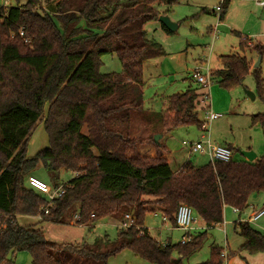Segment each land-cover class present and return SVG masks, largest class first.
Wrapping results in <instances>:
<instances>
[{"label": "trees", "instance_id": "trees-1", "mask_svg": "<svg viewBox=\"0 0 264 264\" xmlns=\"http://www.w3.org/2000/svg\"><path fill=\"white\" fill-rule=\"evenodd\" d=\"M13 1V6L0 7V264H12L13 255L24 251L33 264L74 263L65 250L85 258L77 264H108L124 250L151 264H185L184 259L202 248L208 232L194 234L186 243L163 245L145 228L149 205L162 207L177 226L178 208L187 204L209 229L224 222L225 206L243 211L251 196L264 193V154L253 162L232 159L201 167L187 162L174 173L154 135L141 142L155 143L156 157L128 152L139 141L133 113L144 110V63L166 55L162 44L148 38L145 26L167 15L154 4L173 6L179 0H58L48 3L44 13L37 10L43 0ZM230 4L223 5L221 21ZM237 34L243 54L220 56L221 69L213 73L228 91L243 86L253 68L246 56L251 39ZM255 50L263 59L264 46ZM107 55L118 57L121 72H101ZM252 73L256 94L264 101L262 70ZM198 99L193 89L174 94L169 107L151 117L158 116L163 133L201 128ZM43 121L49 146L30 157L29 141ZM252 123L260 124L264 133V113L253 115ZM41 164L55 188L61 171L78 173L64 184L65 193L54 199L48 214V200L26 184ZM77 211L78 224L93 226L121 212H133L134 221L115 240L62 247L50 243L42 229L17 220L18 215H39L70 224ZM236 230L244 239L243 250L264 253L263 232L248 221L237 222ZM175 253L181 257L174 258ZM225 261V249L213 246L210 258L199 264Z\"/></svg>", "mask_w": 264, "mask_h": 264}, {"label": "rangeland", "instance_id": "rangeland-1", "mask_svg": "<svg viewBox=\"0 0 264 264\" xmlns=\"http://www.w3.org/2000/svg\"><path fill=\"white\" fill-rule=\"evenodd\" d=\"M22 1L24 2V0ZM56 1L58 0H49L48 2L43 0L42 5L37 8V10L43 13L47 12L49 11L48 3H54ZM217 3L218 0H179L177 3H174L173 6L169 5L168 2H164L161 6H158V10L162 14L166 12L173 22L178 23L179 29L171 33L165 32L160 21H153L146 25V29L149 33L148 38L162 44L167 55L150 59L151 61L145 66L144 76L147 85L144 90L145 105L148 108L153 106L156 111H161L163 108L161 94L168 95L180 90L184 92L189 87L194 86V82L190 75L196 61L202 59L207 60L205 63L214 68L219 65V58L222 55L243 54L239 46L241 38L237 33L244 36H250L254 43H250V47L246 51V56L253 62V68L251 73L246 77L243 86L234 91H228L221 88L218 80L215 79L211 87L212 93L210 92V102L211 104L214 102L215 105L217 102L219 107L213 109L211 106L210 111H213L216 114L220 113L222 118L208 125V135L212 140L218 143L235 142L238 145L251 143L255 152H262L264 149L263 136L261 133L258 134L257 137L251 135L252 129L249 124V115L254 113H264V101L258 95H256V99H251L247 95V91L256 93V82L252 72L256 69L254 65L258 61L260 55L254 47L257 45L264 46V8L251 1L232 0L226 14V19L224 20V26L219 28L220 33L215 38L214 34L207 35L205 32L209 25H215L218 22V18L211 14V10L217 5ZM13 5H15L13 0H0V7H10ZM204 8L207 10L209 9V12L204 13ZM262 18L263 22H261ZM103 61L105 63L103 62L104 65L101 68V72L112 73L122 71L121 62L116 55H107L103 57ZM259 68H261L264 77V57ZM48 107L49 104H47L45 108V117L48 113ZM221 107L223 108L219 109ZM140 112L137 111L133 113L135 133L137 127L139 128V126H142L143 128L141 133H138L137 136L136 134L134 135L137 140H142L147 134H149L148 131H145V125L143 124L144 121ZM199 112L200 117L203 116L204 119L205 115H203L202 110ZM150 118L155 125L158 124L156 119L158 116ZM192 129L194 130L190 132L189 136L186 132H180V135H175L174 140L182 143L183 138L195 139L196 135H194V133L196 128ZM84 132H87L86 129H84ZM48 146L49 138L45 131L43 121L36 126L32 133L28 144V155L32 157ZM240 147H242V145H239V148ZM241 151L234 153V160H246L245 156L241 154ZM31 174L40 180L53 185L51 182V175L42 164L32 171ZM71 177V173L67 171L61 176L60 182L68 183ZM147 199L154 200L155 198ZM157 206L159 205H149V207ZM121 213H124L123 218L127 221L123 226L126 224L129 226L132 225L134 214L132 215V212ZM149 213H147L145 224L152 229L151 233L155 237L160 240V238L170 236L173 242L180 240L182 232L178 230L168 232L167 227L169 225L164 223V218L161 215ZM72 214L71 218L69 217L70 224H55L45 219L39 220L41 219L38 217L39 215L37 216L39 219L20 218L18 223L42 229L50 243H55L62 247L68 243H91L94 242L97 237L102 241L104 240L103 237L106 235H108L111 240L117 238L118 229L112 225L109 217L102 220V224L104 223L102 226L96 228L94 231H89L88 229L80 228L78 225H71V221L73 222L76 220L77 212ZM227 218L232 222H235L238 217L236 214L232 213ZM198 221L197 218V223ZM261 224L264 225V219L261 221ZM129 226H125L124 228ZM234 227V223L229 226V237L230 242L232 243L235 240L238 241L240 238L239 233ZM225 237V233L221 232L220 229H209V234L204 241L202 250H199L197 253L195 251L192 254V257L185 260L184 263L198 264L205 262L210 258L211 245L215 242V244L222 247L226 240ZM109 247L111 246L109 245L108 248ZM105 248H107V246H105ZM207 251L208 253H206ZM65 252L67 253H63L64 255L70 254V256L76 258L72 259L75 260V262L72 263L71 261V264H77L83 261L80 260V256L77 253L67 250H65ZM242 254L244 256H246V254L249 256L246 250L243 251ZM87 261L92 263L91 260ZM12 264H33V258L29 252H18L13 255ZM108 264L151 263L137 257L130 250H124L118 255L111 257Z\"/></svg>", "mask_w": 264, "mask_h": 264}, {"label": "crops", "instance_id": "crops-1", "mask_svg": "<svg viewBox=\"0 0 264 264\" xmlns=\"http://www.w3.org/2000/svg\"><path fill=\"white\" fill-rule=\"evenodd\" d=\"M231 3H232V0H231ZM158 6H161V5L154 4V7L156 9H158ZM263 11H264V9H263ZM207 12H209V9L207 10ZM211 14L215 17V14L212 13V10H211ZM263 14H264V12H263ZM225 19H226V16H225ZM261 22H263V18L261 19ZM162 26L164 28L163 30L165 32H167L165 30L166 27L163 24H162ZM215 26H216V24L215 25H212V24L209 25L208 28L206 29L205 33L207 35H213ZM221 26H224V21L221 22V24L218 26V30H219V28ZM145 29H146V26H145ZM178 29H179V25H178ZM147 33H148V30H147ZM148 35H149V33H148ZM248 37L250 38V36H248ZM251 43H254L252 41V39H251ZM166 55H167V52H166ZM149 61H151V60L145 61L144 70H145L146 64ZM198 61H200V60H198ZM198 61H196V63ZM218 64L219 65H217L214 68L210 67L213 73L215 71H218L219 69H221L220 61L218 62ZM215 79L217 80V78H215ZM146 86H147L146 85V79H145V76H144V90H145ZM211 87L206 88L204 86H199V85L194 83V86L189 87L187 89V90L193 89L199 94V99H198V104H197V112L199 113V118L201 119V121H203L205 119V117H204V119H203V116L200 117V112L199 111L202 110L203 115H205V110H207V109L210 110L211 106H212L213 109H217L219 107L217 102H216V105L214 104V102H213V104H211V102H210V98H211L210 92L212 90ZM238 88H240V87H238ZM238 88H235L234 90H236ZM234 90H231V91H234ZM184 92L180 90L178 92L176 91V92L168 94V95L161 94L160 96H161V99H162V106H163L161 111H156L153 106H151V108H148L144 104V110L140 112V114H142V119L144 121L143 124L145 125V131L149 132V134H147L144 139H148V138L152 137V135H154V141H155V136L156 135H159V134L162 135V137L159 139V143H161V145H163L165 147V150L162 151L163 152L162 156L165 157L169 161L171 170L174 173L179 172L187 162H191L195 167H201V166H204V165L212 162L211 158H210V156L208 154L199 153V152H193L191 149L187 148L183 144V142L185 140L196 141V140H199L202 137L203 131L199 127H197V126L180 127V128L172 130L171 132L163 133L162 127L158 126V124L155 125L153 120H151V118H150L152 116V113L163 112L169 107V100H170L171 96H173L174 94H177V93L181 94V93H184ZM205 94L209 95V99L208 100H205ZM255 95H257V94L255 93ZM256 97L257 96H255V99H256ZM223 107H221L219 109H222ZM255 114H259V113H254V114H250L249 115V118H250V123L249 124H250V128L252 129L251 135L254 136V137H257V135L261 133L262 136H263L262 137L263 141H264V133H263V129H262L261 125L260 124L254 125L252 123V116L255 115ZM218 115H219V117L214 119L211 123H213L214 121L219 120L220 118H222V115L220 113ZM192 128H196V131L194 133V135H196L195 139L183 138L182 143L177 142L176 140H174L175 135H180V132H186V134L189 136L190 132L192 130H194ZM142 129H143L142 126H139V128L138 127L136 128V133H135L136 136H137L138 133L142 132ZM150 133H151V135H150ZM208 133H209V130L207 129V134ZM155 143L141 142V140H139L137 145H136V148L135 149L134 148H130L128 152H129L130 155H133L135 153V151H137L142 156L156 157L157 156V148H156ZM215 143L220 144V145H224V146H228L229 148H231L232 151H233V159H234V153L237 152V151H241V149H242V151H241L242 155H243V151H253L257 155L255 160H257L260 156H262L264 154V149H263L262 152H255L254 148L251 145V143H249V144L248 143L239 144V145H242V147H240V148H239V145L237 143H235V142H224V143L215 142ZM245 159L248 160L246 158V156H245ZM65 172L66 171H61L60 174H59V179H58L59 180L58 181L59 182V186L64 185V184L67 183V182L66 183L60 182L61 176ZM69 173H71V175H72L71 179H73L74 177H76L78 175L77 172H69ZM51 182H53V181L51 180ZM229 209L232 210V211H230ZM262 209H264V193H260V194H256V195L251 196V198L249 200L248 207L245 210H243V211H238V210H236V209H234V208H232L230 206H225L224 207V222L221 223V224H218L215 227H213V229H220V231L225 233V235H226V237H225L226 240L224 241V243L222 245V247L225 249V255H226V260H227V262L225 261V264H264V253L263 252L257 253V254H253V255L248 253L249 256H247V254H246V256H244L242 254V252L245 251V250L242 249V245L244 244V239L239 235L240 236L239 240L238 241L235 240L232 243V242H230V237H229V226H231V224L234 223L235 224L234 229H236V223L237 222H239V221H248V222H250L249 219L252 217V215L254 213H257V212L261 211ZM150 210H151V212L149 214L152 213L154 215H161L164 218V223L169 225L167 227L168 232H173L175 230H178V231L182 232V234H181L182 236H181L180 240H178L177 242H173V240H172V238L170 236H166V238H160V240H159V238L155 237L151 233L152 229L145 224V228L149 231L150 235L152 237H154L158 242H160L163 245H166V244H177V243H180V242L182 243V237L184 235V232L181 229H179L176 225H172V223H170V221L167 220V218L162 213V208H160L159 206L150 207ZM232 213L236 214L237 217H238L235 222H232L231 220H229L227 218ZM123 215H124V213H121L119 215L109 217L111 219L110 222L112 223V225L118 229V234H119V230L125 227V226H123V224L127 223V221L124 220ZM132 215H133V212H132ZM20 218H24V219L25 218L39 219L37 216H20V215H18L17 216L18 222H19ZM197 218H198L199 221L196 224V226L199 227L200 229L193 231L192 234L194 235V234H197V233L203 232V231H207L208 234H209V229H212V228L208 229L207 226L205 225V223L202 221V219L199 216H197ZM75 219L76 220H74L73 222L71 221V223H72L71 225H78L80 228H85V229H88L89 231H94L96 228H99L100 226H102L104 224V223L102 224V221H100L98 223H95L93 226L92 225H87V224H78L77 220L79 219V211H77ZM263 219H264V216L260 217L256 222H254V223L250 222V223H251V225L253 227H255L256 229H258V230H260L261 232L264 233V228H263L264 225L261 224V221ZM39 220H42V218L39 219ZM106 237L110 239V237H108V235L104 236L103 238L106 239ZM98 240H100V238L97 237V238H95L94 242L86 243V244L92 245L93 243H95ZM76 243H85V242H76ZM231 244H233V245H231ZM213 246H220V245L215 244V242H214V244L211 245V248ZM202 248L199 249V250H202ZM198 251H196V253ZM231 252H235L236 254L234 256L230 257ZM206 253H208V251ZM180 257H181V255H179L178 253L174 254V258L178 259ZM190 257H192V255L189 256L188 258L184 259V261L189 259ZM73 258L76 259L75 257H73ZM80 260H84V259L82 257H80Z\"/></svg>", "mask_w": 264, "mask_h": 264}, {"label": "built area", "instance_id": "built-area-1", "mask_svg": "<svg viewBox=\"0 0 264 264\" xmlns=\"http://www.w3.org/2000/svg\"><path fill=\"white\" fill-rule=\"evenodd\" d=\"M226 1L229 0H218L217 5H215L212 9V13L218 18V22L214 28V37L216 38L220 31L218 30V26L221 24V12L222 7ZM243 1H251L256 5L264 8V0H243ZM8 3V2H7ZM3 7V6H2ZM5 7V6H4ZM23 35V32L21 31ZM207 60L198 61L191 70V79L192 81L199 85L204 86L206 88L211 87L215 81V77L213 76V72L208 64H206ZM209 99V95L205 94V100ZM219 115L207 109L205 111V119L202 121L201 130L203 131V135L199 140L191 141L185 140L183 144L191 149L193 152L206 153L210 156L212 163L217 161L229 162L233 159V151L228 146L220 145L215 143L210 136L207 134L208 125ZM26 184L43 195L49 202L48 206L44 208V213H49V208L52 206L54 199L62 196L65 193L64 185H61L57 188L52 185L40 180L36 176L30 174L26 177ZM264 216V209L261 211L254 213L252 217L249 219L250 222H256L260 217ZM41 218V216H38ZM129 217V215H128ZM176 224L179 229L184 232L182 237V243H186L191 241L192 232L200 229L196 226L197 224V216L195 215V211L192 207L187 204H181L178 208V211L175 215ZM129 226V225H125Z\"/></svg>", "mask_w": 264, "mask_h": 264}, {"label": "water", "instance_id": "water-1", "mask_svg": "<svg viewBox=\"0 0 264 264\" xmlns=\"http://www.w3.org/2000/svg\"><path fill=\"white\" fill-rule=\"evenodd\" d=\"M160 22L171 32H175L178 29V23L173 22L170 17L168 16H161L160 17ZM262 61V56H259L258 61L255 63L254 67L255 68H259L260 64ZM247 95L251 98V99H255V93L251 92V91H247ZM162 137L161 134L156 135L155 136V142H159V139ZM243 155L246 156V158L250 161L253 162L255 161L257 155L253 152V151H243Z\"/></svg>", "mask_w": 264, "mask_h": 264}]
</instances>
